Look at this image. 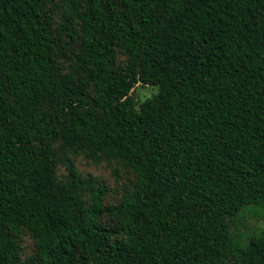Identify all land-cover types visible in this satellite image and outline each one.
Returning a JSON list of instances; mask_svg holds the SVG:
<instances>
[{
    "label": "trees",
    "instance_id": "obj_1",
    "mask_svg": "<svg viewBox=\"0 0 264 264\" xmlns=\"http://www.w3.org/2000/svg\"><path fill=\"white\" fill-rule=\"evenodd\" d=\"M80 154L135 174L120 202ZM253 209L264 0H0V264H264Z\"/></svg>",
    "mask_w": 264,
    "mask_h": 264
},
{
    "label": "rangeland",
    "instance_id": "obj_2",
    "mask_svg": "<svg viewBox=\"0 0 264 264\" xmlns=\"http://www.w3.org/2000/svg\"><path fill=\"white\" fill-rule=\"evenodd\" d=\"M124 56H120L123 59ZM158 92V88L150 85L139 84L135 88V96L139 101H144L146 98L153 96ZM76 163L79 166L82 173L86 176H93L99 179V181L105 184L108 188V194L106 202L115 204L121 201L124 193L131 188L136 176L128 169H124L122 165L117 162L114 163H95L92 160L86 158L84 155H74ZM119 171V174H117ZM59 176L66 173L64 165H60L58 168ZM105 220H109L107 216H104ZM243 229L249 231H255L264 226V215L262 210H255L245 212L243 217ZM24 247V257L30 256L35 251L34 239L26 234L22 239Z\"/></svg>",
    "mask_w": 264,
    "mask_h": 264
}]
</instances>
